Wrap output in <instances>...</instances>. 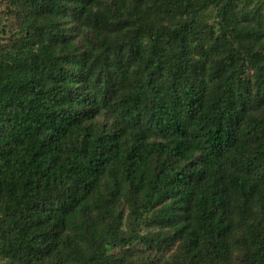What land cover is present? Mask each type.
<instances>
[{
    "label": "trees",
    "instance_id": "1",
    "mask_svg": "<svg viewBox=\"0 0 264 264\" xmlns=\"http://www.w3.org/2000/svg\"><path fill=\"white\" fill-rule=\"evenodd\" d=\"M8 1L0 264H264V0Z\"/></svg>",
    "mask_w": 264,
    "mask_h": 264
},
{
    "label": "rangeland",
    "instance_id": "2",
    "mask_svg": "<svg viewBox=\"0 0 264 264\" xmlns=\"http://www.w3.org/2000/svg\"><path fill=\"white\" fill-rule=\"evenodd\" d=\"M258 1H261V0H245V2H247V4L249 5H254ZM15 9L16 7L13 4H11L8 0H0V44L6 42L9 38L13 37L17 33L18 19L14 15ZM204 15H205L204 21H207L209 23H214L212 9L209 8L208 11ZM98 121L106 122L105 118L103 117H99ZM121 210H123V219L121 223V229L124 230V232H127L128 231V220L126 219L127 210L125 209V207H121ZM112 252H115L117 254H123L126 252L132 253L133 251L132 250L125 251L122 248H113ZM168 258H169L168 255H164L165 261Z\"/></svg>",
    "mask_w": 264,
    "mask_h": 264
}]
</instances>
